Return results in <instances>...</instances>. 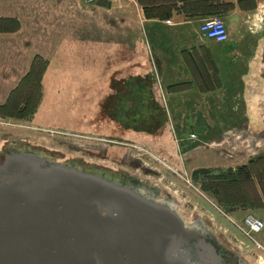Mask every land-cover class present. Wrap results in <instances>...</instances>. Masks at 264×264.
Listing matches in <instances>:
<instances>
[{"label":"rangeland","instance_id":"rangeland-1","mask_svg":"<svg viewBox=\"0 0 264 264\" xmlns=\"http://www.w3.org/2000/svg\"><path fill=\"white\" fill-rule=\"evenodd\" d=\"M47 1L45 22L66 26L62 40L50 41L46 59L0 99V153L34 152L155 185L227 262L264 264V0L237 12L224 2L209 15L221 17L226 38H206L220 65L202 68L214 85L219 74L220 87L199 100L168 91L184 79L177 49L190 37L185 25L150 24L132 0ZM247 216L262 229L247 234Z\"/></svg>","mask_w":264,"mask_h":264},{"label":"water","instance_id":"water-1","mask_svg":"<svg viewBox=\"0 0 264 264\" xmlns=\"http://www.w3.org/2000/svg\"><path fill=\"white\" fill-rule=\"evenodd\" d=\"M23 257L38 264H229L209 234L133 188L7 150L0 153V264Z\"/></svg>","mask_w":264,"mask_h":264},{"label":"crops","instance_id":"crops-1","mask_svg":"<svg viewBox=\"0 0 264 264\" xmlns=\"http://www.w3.org/2000/svg\"><path fill=\"white\" fill-rule=\"evenodd\" d=\"M132 1L137 5L138 14L150 24L153 21L161 24L176 21L180 26L185 25L187 33L190 34L187 41L177 49V65L179 64L184 79L171 80L170 84L173 86L168 91L180 94L189 93L192 98L199 100V96L203 93L217 90L220 87L219 74L215 70L216 76L213 78L217 83L214 85L212 77L207 76L206 78L202 66H206V63L212 66L215 63L220 65V63L213 61L214 51L209 47V40L199 34L198 25L203 18L220 11L224 2H233V12H237L238 6L235 0ZM49 3L50 1L47 0H6L4 5L0 4V23L7 26L0 28V49H5L9 53L7 57H0L2 59L0 62L3 61L1 64L9 66L5 69L4 76H0L1 102L27 73L35 56L46 59L45 51L50 49L49 42L60 44L62 40L60 39V32L63 31L61 27L65 29L66 26L55 24L56 26L53 27L49 22H45V18L51 17L53 12L52 5ZM246 4L247 1L241 0L239 6ZM58 10L56 9L57 12ZM40 17L43 23L39 20ZM36 20L41 23L37 24ZM74 28L72 26V30H75ZM69 30L70 28L68 32ZM49 34L51 37H45ZM58 48L59 46L55 47V49ZM202 75L203 82H201Z\"/></svg>","mask_w":264,"mask_h":264},{"label":"flooded vegetation","instance_id":"flooded-vegetation-1","mask_svg":"<svg viewBox=\"0 0 264 264\" xmlns=\"http://www.w3.org/2000/svg\"><path fill=\"white\" fill-rule=\"evenodd\" d=\"M240 1L241 0H235L237 6H239ZM245 1H247V3H249V1H251V0H245ZM66 166H73V165L69 164V165H66ZM101 175H103V174H101ZM105 177L107 179H110V180L116 182V183L125 185L127 187H131L135 191H137L138 193L142 194L143 196H145V197L157 202L158 204L164 205V206L168 207L171 210H174L176 212V214L178 215L179 219L184 224H187L188 226H190V227H192L194 229L197 228V225H198L197 221L192 220V222L191 221L190 222H186L183 219V217L177 212L180 209H179V207H177L176 200L173 198L172 194H170L169 192H166L165 190H162L161 188H159V187H157L155 185H147L144 182H142L141 180H139L137 178L130 177V176H128L126 174H123V173L120 176H117L116 178L115 177L114 178L113 177H108L107 175ZM196 230H198V229H196ZM238 262L239 261L236 260L233 264H236ZM21 264H38V261L35 260V258H32L29 261L28 257H23L22 261H21Z\"/></svg>","mask_w":264,"mask_h":264},{"label":"built area","instance_id":"built-area-1","mask_svg":"<svg viewBox=\"0 0 264 264\" xmlns=\"http://www.w3.org/2000/svg\"><path fill=\"white\" fill-rule=\"evenodd\" d=\"M199 34L215 42L224 41L226 38L225 24L220 16H208L203 18L198 25ZM246 233H256L262 229V223L251 216L244 219Z\"/></svg>","mask_w":264,"mask_h":264},{"label":"trees","instance_id":"trees-1","mask_svg":"<svg viewBox=\"0 0 264 264\" xmlns=\"http://www.w3.org/2000/svg\"><path fill=\"white\" fill-rule=\"evenodd\" d=\"M37 61H43V59H41L39 56H35V58L32 60L31 65L29 67H31L32 65H34ZM41 72H42V70H41ZM29 74H30V68H29V70L27 71V73L22 78H25ZM37 80L39 81V79H37ZM20 81H22V80L20 79ZM20 113H22V112H20Z\"/></svg>","mask_w":264,"mask_h":264},{"label":"bare ground","instance_id":"bare-ground-1","mask_svg":"<svg viewBox=\"0 0 264 264\" xmlns=\"http://www.w3.org/2000/svg\"><path fill=\"white\" fill-rule=\"evenodd\" d=\"M32 153H34V152H32ZM34 154H36V155H39V154H37V153H34ZM40 156H42L43 157V155H40ZM99 175H101L100 173H98ZM101 176H103V177H105L104 175H101ZM142 195V194H141ZM179 211V210H178ZM177 211V212H178ZM179 213V212H178ZM180 214V213H179Z\"/></svg>","mask_w":264,"mask_h":264}]
</instances>
